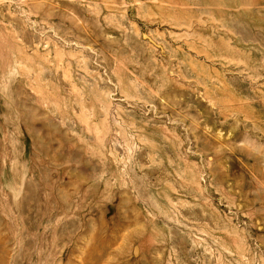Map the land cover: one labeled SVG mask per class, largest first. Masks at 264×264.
Listing matches in <instances>:
<instances>
[{"label":"rangeland","instance_id":"374dc122","mask_svg":"<svg viewBox=\"0 0 264 264\" xmlns=\"http://www.w3.org/2000/svg\"><path fill=\"white\" fill-rule=\"evenodd\" d=\"M0 264H264V0H0Z\"/></svg>","mask_w":264,"mask_h":264}]
</instances>
